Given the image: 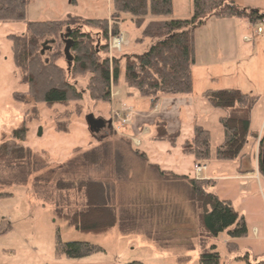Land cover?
<instances>
[{
  "label": "rangeland",
  "instance_id": "374dc122",
  "mask_svg": "<svg viewBox=\"0 0 264 264\" xmlns=\"http://www.w3.org/2000/svg\"><path fill=\"white\" fill-rule=\"evenodd\" d=\"M173 1V16L163 20H188L193 16V0ZM233 1L264 13V0ZM110 13L111 0H28L26 16L27 23L59 22L70 17L105 20ZM27 23L0 24V145L25 124L28 134L23 145L32 150L37 160V170L27 181L0 169V264H198L200 256L212 246L217 247L221 264H264L263 175L259 180L217 182L213 192L220 199L232 201L247 225L248 234L240 239L229 237L227 232L208 237L201 227L200 212L191 203L186 188L161 181L148 163L135 153L136 150L145 152L150 162L159 163L163 170L191 178H198L195 167L199 165L206 170L208 167L204 178L213 177L214 173V176L238 174L240 161L219 162L215 158L224 140L220 124L223 112L206 107L204 93L220 88L251 91L263 102L264 34L256 41V54L240 65L227 66L231 78L219 82L218 87L217 83L212 85L208 81L209 74L199 63L192 70V94L165 96L152 108L150 99L137 94L129 96L122 67V78L113 88L114 92L112 89L115 99L110 105L96 103L90 98L87 90L90 77L84 75L72 80L83 94L82 102L51 107L36 105L26 97L20 100L15 97L25 94L28 87L15 65L10 36L27 35ZM122 31L120 35L129 43L123 47L122 54H141L147 50L146 44L135 43L140 31L129 18ZM113 37L111 34L109 44ZM239 45L248 47L243 41ZM48 46L53 50H65L58 39L56 44ZM116 53L120 55L119 51L110 49L111 56ZM59 64L68 70L66 58ZM183 96L190 97L196 104L188 101L177 108L182 105L181 98L185 100ZM126 108L132 109L131 113L126 112ZM196 110L198 112H194ZM90 114L111 125L98 136H92L86 123ZM129 114L130 122L125 124L123 120ZM258 114L256 112L251 121V131L256 134L264 131V116ZM166 118L171 130L175 131L170 134H179L176 146L153 140L157 123L165 122ZM167 127L169 129L168 124ZM196 127L211 135V158L197 165L194 156L182 151L183 144L194 137ZM40 129L42 136H39ZM262 138L264 133L258 139ZM100 146L108 154L102 166H83L79 157ZM168 151L171 154L167 155ZM116 161H119L120 171L114 169ZM76 178L98 180L113 187V204L118 217L126 219L124 231H121V224L104 235L75 229L70 219L82 210L84 201L74 190L60 191L57 185L72 183ZM58 209L70 219L60 218ZM58 236L63 243L88 242L100 246L103 251L82 259H69L57 253ZM230 244L237 248L231 251Z\"/></svg>",
  "mask_w": 264,
  "mask_h": 264
},
{
  "label": "trees",
  "instance_id": "16d2710c",
  "mask_svg": "<svg viewBox=\"0 0 264 264\" xmlns=\"http://www.w3.org/2000/svg\"><path fill=\"white\" fill-rule=\"evenodd\" d=\"M28 0H0V24L27 23ZM174 14L173 0H111V15L105 20H83L70 17L59 22H28V34L10 36L14 61L22 73L28 90L15 97L29 98L34 104L47 106L79 103L83 94L72 82L73 79L88 75L87 90L96 103H112V89L124 81L130 90L129 96L136 94L151 100L155 108L165 96L190 95L194 91L192 69L196 65V31L206 26L208 21L247 19L252 25L264 19V13L242 7L233 0H193V16L188 20H163ZM130 22L140 31L135 43L146 44L147 50L141 54H110V35L119 36L121 26ZM97 32L94 34V32ZM57 39L66 49V41L71 42L70 58L65 50H53L48 45ZM104 43V44H103ZM66 58L68 70L59 62ZM205 102L214 110L223 112L220 124L224 133L223 143L216 150L219 162L239 161L245 156L250 139H258L251 131L252 114L259 98L241 90H207ZM67 132L65 128H59ZM28 128L24 124L15 130L11 138L0 145V169L20 180L27 181L37 170V160L32 150L24 147ZM179 134H170L165 122H158L154 141L168 142L176 146ZM182 151L194 156L197 163H205L211 158V135L209 131L195 128V135L187 140ZM262 151V152H261ZM264 138L260 142V172L264 176ZM102 146L96 147L79 159L83 166L101 167L108 154ZM136 155L148 163L161 181L184 186L193 206L200 212L199 220L203 232L208 237H218L227 232L229 237L240 239L248 234L247 225L241 219L232 201L223 200L213 192L217 181L213 179L191 178L163 170L150 162L145 152L136 150ZM104 158V159H103ZM115 171H120L119 161ZM60 191H71L84 201L81 211L72 217L59 209L57 215L70 219L77 231L93 235H104L121 224L124 231L126 219L118 217L114 202V190L109 183L92 179H75L60 182ZM65 189V190H64ZM235 227L236 229L231 230ZM230 250L237 247L230 244ZM57 253L69 259H82L102 252L100 246L88 242L63 243L58 236ZM198 264H221V255L216 246L204 252Z\"/></svg>",
  "mask_w": 264,
  "mask_h": 264
},
{
  "label": "crops",
  "instance_id": "0c3cea01",
  "mask_svg": "<svg viewBox=\"0 0 264 264\" xmlns=\"http://www.w3.org/2000/svg\"><path fill=\"white\" fill-rule=\"evenodd\" d=\"M235 2L242 7L249 8L246 5H241L237 1ZM122 27L123 25L121 26V31H122ZM254 31L255 29L253 28V25L247 19H243V18L231 19V20L212 19L208 21L205 27L198 29L196 31V65L193 67V69L195 67H198L200 63L204 68L203 70L209 74V77H207L208 81H211L212 85L217 83V87L220 86L219 82L221 81L224 82L225 80L231 78V76H228L229 74L227 71V66L234 63H238L240 65L245 61L250 60L256 54L257 45H258L256 41H258L259 37L261 36L255 37V39L253 38L254 40L250 42L245 40V38L253 37ZM139 34L136 36V38L139 36ZM241 41L247 43L248 47L246 48L244 46L239 45V42ZM237 53L238 56H236ZM123 54H132V53L124 52ZM230 56H232L231 60H230ZM192 77H193V73H192ZM233 80L234 79L232 77V81ZM116 94L117 96H119L120 92H117ZM247 94L257 97L255 93L251 91H248ZM114 99L115 97L114 98L112 97V103L114 102L113 101ZM180 101L182 105H180L177 108H180L181 106H183L184 103L188 101L193 104H196L190 97H186L185 100L184 98H181ZM206 105L208 104H205V106ZM125 106H130V105L126 104ZM130 107L133 108L132 106ZM206 107H209V105ZM194 112H198V111L196 110ZM256 112H259L258 116H261L262 114H263L262 116H264V101L258 102L257 106L253 111L252 120ZM176 113L177 111L175 112V114ZM172 117L171 120L173 121L174 118L172 119ZM165 122H167L169 126L168 129L169 133H174L175 131L171 130V124L168 118H166ZM263 133L264 131L261 133H257L258 138L262 136ZM260 142L261 140L259 139H250L249 145L245 149V156L241 160H239L241 165L238 169V174L236 175L223 174V175L214 176V174H216L214 173L213 177L208 176L204 178V173L208 171V167H207V170L204 173H202L201 176H198V179H213L216 180L217 182H219L220 180H234V179L259 180L261 175L260 162H259ZM169 154H171L170 151L167 152V155ZM174 159H177V157H174ZM162 160L164 162V159ZM195 164L197 165L202 163L195 162Z\"/></svg>",
  "mask_w": 264,
  "mask_h": 264
},
{
  "label": "built area",
  "instance_id": "2783aa9c",
  "mask_svg": "<svg viewBox=\"0 0 264 264\" xmlns=\"http://www.w3.org/2000/svg\"><path fill=\"white\" fill-rule=\"evenodd\" d=\"M254 27H255V31H254L253 37L255 38V37L262 36L264 34V19L261 20V21H259L257 24H255ZM253 37H251V38H245V40L248 41V42H250V41L254 40ZM125 45L126 46L129 45V43L127 42L126 37H124L123 35L115 36V37L112 38V40L110 42V49L113 52L114 51L121 52L123 50V47ZM125 111L128 112V113L129 112L131 113L132 109L126 108ZM120 115L121 114L119 113L118 116H120ZM130 116L131 115L129 114V116L126 117L123 120L125 124L128 123V122H130V119H131ZM195 171H196L195 173H196L197 177L198 176H201V174L206 171V167L205 166H200V165L199 166H196L195 167Z\"/></svg>",
  "mask_w": 264,
  "mask_h": 264
},
{
  "label": "water",
  "instance_id": "95a60500",
  "mask_svg": "<svg viewBox=\"0 0 264 264\" xmlns=\"http://www.w3.org/2000/svg\"><path fill=\"white\" fill-rule=\"evenodd\" d=\"M70 48H71V42L67 40L66 49H65V53L67 57L70 56ZM86 123L88 126V131L92 136H98L99 134H101L103 130H105L108 126L111 125L110 122H107L103 118H96L93 114H90L86 117ZM39 136H42V129L39 130ZM262 161L264 165V151H263Z\"/></svg>",
  "mask_w": 264,
  "mask_h": 264
},
{
  "label": "flooded vegetation",
  "instance_id": "af4514ba",
  "mask_svg": "<svg viewBox=\"0 0 264 264\" xmlns=\"http://www.w3.org/2000/svg\"><path fill=\"white\" fill-rule=\"evenodd\" d=\"M107 128H108V127H107ZM107 128H106V129H107ZM106 129H105V130H103V132H104V131H106Z\"/></svg>",
  "mask_w": 264,
  "mask_h": 264
}]
</instances>
